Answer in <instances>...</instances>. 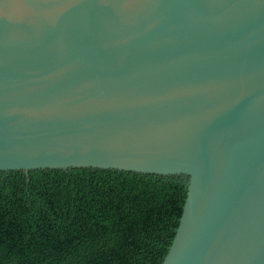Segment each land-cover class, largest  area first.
<instances>
[{
  "label": "water",
  "instance_id": "water-1",
  "mask_svg": "<svg viewBox=\"0 0 264 264\" xmlns=\"http://www.w3.org/2000/svg\"><path fill=\"white\" fill-rule=\"evenodd\" d=\"M187 179L162 264H264V0H0V171Z\"/></svg>",
  "mask_w": 264,
  "mask_h": 264
},
{
  "label": "trees",
  "instance_id": "trees-1",
  "mask_svg": "<svg viewBox=\"0 0 264 264\" xmlns=\"http://www.w3.org/2000/svg\"><path fill=\"white\" fill-rule=\"evenodd\" d=\"M187 187L94 167L0 171V264H162Z\"/></svg>",
  "mask_w": 264,
  "mask_h": 264
}]
</instances>
